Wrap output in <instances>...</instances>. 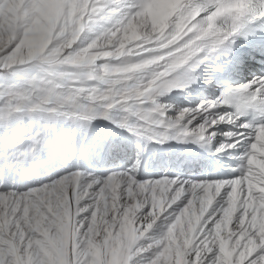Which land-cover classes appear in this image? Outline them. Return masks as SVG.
I'll list each match as a JSON object with an SVG mask.
<instances>
[{
    "label": "snow or ice",
    "instance_id": "6c2138e0",
    "mask_svg": "<svg viewBox=\"0 0 264 264\" xmlns=\"http://www.w3.org/2000/svg\"><path fill=\"white\" fill-rule=\"evenodd\" d=\"M0 264H264V0H0Z\"/></svg>",
    "mask_w": 264,
    "mask_h": 264
}]
</instances>
